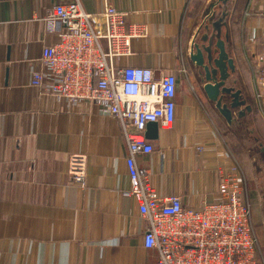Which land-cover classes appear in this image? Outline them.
Here are the masks:
<instances>
[{
    "label": "crops",
    "instance_id": "crops-1",
    "mask_svg": "<svg viewBox=\"0 0 264 264\" xmlns=\"http://www.w3.org/2000/svg\"><path fill=\"white\" fill-rule=\"evenodd\" d=\"M70 1L0 0V264H157L158 252L144 247L148 224L134 201L123 196L130 186L129 147L118 122L89 102L58 101L31 87L43 47L56 44L63 30L55 26L49 32L44 17L55 5ZM192 1L79 0L87 13L112 5L140 30L133 55L120 65L150 68L157 76L187 71V76L178 74L175 123L158 130V139L150 140L154 152L137 155L135 162L149 172L161 196L180 195L185 207L198 208L216 199L221 173L230 162L214 121L226 125L203 92L206 107L189 90L197 82L188 77L197 70L189 59L192 42L203 44L200 37L213 33L196 30L184 60ZM210 2L197 18L199 28ZM239 3L231 0L222 32L223 40L228 35L226 51L235 65L227 86L240 90L247 105L254 99L264 122V91L258 102L251 83L244 95L232 29L233 11L239 10V33L252 56L251 70L264 68L259 63L264 58V0H249L243 7ZM73 157L86 158L85 188L71 180Z\"/></svg>",
    "mask_w": 264,
    "mask_h": 264
},
{
    "label": "built area",
    "instance_id": "built-area-1",
    "mask_svg": "<svg viewBox=\"0 0 264 264\" xmlns=\"http://www.w3.org/2000/svg\"><path fill=\"white\" fill-rule=\"evenodd\" d=\"M125 18L109 4L97 13L85 12L79 0L55 5L44 21L49 32L55 26L63 30L56 44L43 47L31 87L58 101L89 102L118 122L129 147L130 186L123 196L134 201L147 222L144 247L158 252L157 264H264L245 181L235 164L221 173L216 199L198 208L185 207L180 195L161 196L149 172L136 165L137 155L154 152L145 136L147 126L168 130L175 123L178 74L187 76V71L157 76L150 68L120 65L141 37ZM252 83L260 102L263 67L254 70ZM86 166L84 157L70 160L71 180L80 188L86 187Z\"/></svg>",
    "mask_w": 264,
    "mask_h": 264
},
{
    "label": "rangeland",
    "instance_id": "rangeland-1",
    "mask_svg": "<svg viewBox=\"0 0 264 264\" xmlns=\"http://www.w3.org/2000/svg\"><path fill=\"white\" fill-rule=\"evenodd\" d=\"M237 1L238 3L240 2L239 4L243 7L245 2L249 0ZM205 2L206 0H193L190 5L183 50V58L186 61L187 44L194 32L200 29L199 25H195V23ZM233 12L235 17L234 23L232 19V29L234 30L233 37L238 45L236 46L237 57L242 60V72L245 79L243 84L244 95H247V93L249 94V84L253 82V71L251 70L252 66L250 63L252 61V56L251 53L246 50L247 47L245 48L243 33H239L238 23L241 20V13L239 10ZM240 69L239 67V70ZM194 81H197V79ZM191 88L192 87H190V89ZM194 91L195 94H191L192 99L198 103L200 102L202 107H206L201 99V92H198L200 91L198 82H194ZM253 100L251 101L250 98L248 99V103L253 107L252 114L244 120L243 129L239 133H235L233 129L227 126L225 127L222 123L217 121H214V123L216 124L215 127L219 134L218 137L224 148V154L226 157L230 158H228L230 163L235 164L237 168L240 169L244 178L247 198L252 212L253 229L258 238L259 252L264 260V153H261V146H259H264V122L261 120V113H258V106ZM253 130H255V133L252 134L251 132ZM255 137L259 138L261 144L255 141Z\"/></svg>",
    "mask_w": 264,
    "mask_h": 264
},
{
    "label": "water",
    "instance_id": "water-1",
    "mask_svg": "<svg viewBox=\"0 0 264 264\" xmlns=\"http://www.w3.org/2000/svg\"><path fill=\"white\" fill-rule=\"evenodd\" d=\"M230 3L231 0H211L203 10L200 17L202 23L200 29L203 28L207 33L211 30L213 33L210 37L206 34L200 39L203 44L192 42L189 59L197 68L200 67L205 71L206 77L203 79L205 83L203 82L202 87L207 100L213 104L223 123L235 133H239L252 107L247 105L240 90L228 87L226 83L230 75L235 73L234 61L230 59L226 51L228 35H225V40L222 39L223 29L227 28L226 20ZM207 40L209 41L208 46H205L204 43ZM226 99L230 102H226ZM241 108L242 110L235 116L233 111ZM158 130L157 124H149L145 133L147 140H157ZM251 133H255V130ZM255 141L261 144L258 137H255ZM259 146H261V153H264V146Z\"/></svg>",
    "mask_w": 264,
    "mask_h": 264
},
{
    "label": "flooded vegetation",
    "instance_id": "flooded-vegetation-1",
    "mask_svg": "<svg viewBox=\"0 0 264 264\" xmlns=\"http://www.w3.org/2000/svg\"><path fill=\"white\" fill-rule=\"evenodd\" d=\"M202 31V30H201ZM201 33V32H200ZM203 33V32H202ZM200 36V35H199ZM202 37H204L203 35L200 37V39L202 38ZM210 37V36H209ZM209 40V39H208ZM207 40V42L206 43H204L205 44V46H208V41ZM214 50V49H213ZM205 62L207 63V57H206V55H205ZM179 72V71H178ZM233 74V73H232ZM231 74V75H232ZM188 77H189V79H197V82H198V85H199V89H200V91H198V92H203L204 93V91H203V82H204V78L206 77V74H205V71L202 69V68H197V70L196 71H191V72H188ZM229 80H231V78L229 77L228 78V80H227V82L226 83H228L229 82ZM205 83V82H204ZM191 89H189L190 90V93L193 95V94H195V91H194V86L193 85H191Z\"/></svg>",
    "mask_w": 264,
    "mask_h": 264
}]
</instances>
